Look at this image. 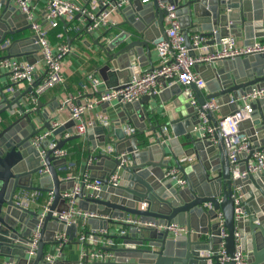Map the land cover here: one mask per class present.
I'll list each match as a JSON object with an SVG mask.
<instances>
[{
	"label": "water",
	"instance_id": "obj_1",
	"mask_svg": "<svg viewBox=\"0 0 264 264\" xmlns=\"http://www.w3.org/2000/svg\"><path fill=\"white\" fill-rule=\"evenodd\" d=\"M162 4L178 6L177 16L189 48L192 33L207 39L201 47H211L210 53L228 36L242 40L243 46L264 40V0H127L119 11L123 17L118 26L121 33L96 42L104 57L100 71L122 80L119 87L129 83L133 65L143 68L153 64L152 47L166 39L168 11ZM31 28L27 16L7 2L0 12V53L9 51V55L0 56V61L26 57L28 63H36L33 54L41 49L37 37L15 38ZM82 31L91 35L85 28ZM8 37L13 41L2 48ZM68 45L71 48L72 40ZM191 55L197 52L191 51ZM198 67L204 73L208 95H203V89L195 84L168 86L164 78H160L163 90L158 95L122 104L116 126L105 130L93 123L81 136L74 134L76 122L70 120L53 134L62 137L68 131L71 136L59 141L52 150H47L49 141L40 143L39 148L32 143L36 135L51 130V113L55 111L53 107L47 109L39 98L36 103L31 100L42 80L36 79L24 92L14 91V84L0 83V118L4 119L0 127V264H50L44 259L48 253L46 247L57 243V233L65 231L70 242L77 239V224L65 227L52 213L69 210L61 193L76 183L75 179L62 180L58 167L66 165L67 160L54 153L80 138L91 146L89 161L92 163L87 169L93 179L103 181V187L100 192L85 196V184H82V191L76 196L78 208L95 215L88 220L91 226L99 224L94 230L108 231L110 226H120L112 236L116 247L105 248L113 257L98 264H220L218 251L223 240L217 220L219 212L223 214L228 232L224 239L227 254L235 255V233L239 232L249 264H264V172L250 174L245 179L233 178L215 113H208V119L216 128L215 134L202 136L196 132L201 124L199 112L207 101H216L223 118L238 109L243 97L264 87V54L216 60L195 66ZM187 89L197 100V107L191 105ZM173 98L175 107L166 111L169 122L163 123L159 110ZM152 100L161 103L152 107ZM252 108L250 118L239 125L241 135L249 139V152L243 155L247 156L245 162L250 161L256 150L264 151V98L254 102ZM40 123L43 125L38 127ZM126 124L134 125L138 133L127 135L123 129ZM163 126L170 127L171 139L159 137ZM139 136L149 138L139 142ZM180 137L185 140L182 144ZM181 145L183 150L179 152ZM107 146L113 147L112 153L104 152ZM40 151H46L47 175L40 173L43 169ZM180 154L195 157L196 162L185 166L179 162ZM119 167L121 184L114 187L109 185L108 179ZM173 168L179 170V179L186 180L184 187L166 177ZM244 169L242 164L240 170ZM22 190L54 192V202L44 219L40 220L39 210L17 204V193ZM234 195H243L238 206L243 215L238 220ZM143 204H146L145 209H142ZM129 219L137 223H126ZM171 224L186 226L195 233L173 237L163 229ZM38 226L41 239L37 256L28 259L29 239ZM72 263L79 264L78 261Z\"/></svg>",
	"mask_w": 264,
	"mask_h": 264
},
{
	"label": "built area",
	"instance_id": "obj_2",
	"mask_svg": "<svg viewBox=\"0 0 264 264\" xmlns=\"http://www.w3.org/2000/svg\"><path fill=\"white\" fill-rule=\"evenodd\" d=\"M15 6L21 11L22 14L27 16L29 24H31L34 35L37 37V43L40 45V55L42 65L45 69V77L41 83L34 89L35 96L33 100L36 101L40 96L46 94L50 90L65 83V77L63 74V61L65 56L71 51L68 44H62L54 46L49 38L48 32L50 29L57 28L62 22L73 21L76 15H80L85 22V29L91 35L100 30L101 28H112L116 25L112 16L115 13H119L120 9L124 6L127 0H90L88 5L82 6L72 0H11ZM148 0H144L146 2ZM2 4H0V8ZM163 8H166L168 15L166 16L167 31L166 39L156 45L159 63L158 66L151 70H143L138 65L132 67V77L128 84L123 87H114L107 92L99 93V87L102 84L99 78L90 76V88L94 93H99L92 97L85 103L77 102V97L69 95L65 99V107L70 110L71 120L76 122L74 127V134L85 135L87 129L93 125L92 122L86 120V114L92 111L97 105L102 103L111 104L118 101L120 104L134 103L140 101L147 95H158L162 90V85L159 81L160 78H164L168 86L178 84L181 86H189L195 84L198 88L204 89V79L196 72L194 68L197 65L205 63H212L216 60L222 59H235L241 56L264 54V40H257L250 46L240 45L238 39L234 36H228L221 39V44L214 53L204 54V48L201 47L202 42L207 39L201 37L199 33H192L190 35V42L192 47L187 45L186 36L181 28L179 18L177 16L176 4H162ZM43 10L44 15L41 19L37 17L36 11ZM10 44L6 41L2 46L7 47ZM191 51L197 52V55H191ZM0 68L9 72L12 84L27 83L30 86L36 80V70L38 68V62L30 64L27 61H22L17 58H5L0 61ZM86 89L88 86H84ZM191 98V105L197 107V100L194 98L193 93L186 90ZM264 98V87L260 90H254L251 94L243 97L238 109L226 117L219 119L218 128L220 129L224 144L226 146L228 157L231 165V172L234 179H245L250 174H258L264 172V151L256 150L250 161L245 162L247 156H243L249 152V139L245 135H241L239 129L240 123L250 118L253 108L252 105L258 99ZM203 111L199 112V118L201 124L196 128V132L202 136L214 135L216 128L212 125L208 119V113H215L218 111V105L214 99L207 101L202 106ZM1 121V119H0ZM102 124L105 127L110 128V120L101 119ZM59 122L51 123V130H44L40 134L36 135L32 139L34 146H40V143L49 141L47 150L55 148L59 141L69 138L71 135L68 133L62 139L54 136L53 132L61 127ZM124 132L127 135H134L137 133V129L134 126H123ZM160 138L171 139L169 127L163 126L161 131L158 132ZM105 153H112L113 147L108 146L104 150ZM43 169L41 174L47 175L49 169L44 162L46 151H40ZM54 155L60 159H66L68 156V150H57ZM192 160L188 157H180L179 162L186 164ZM245 165L244 171L240 170L241 165ZM71 168V166H69ZM179 170L177 168L171 169L166 177L170 178L176 185L184 187L186 185L185 179H179ZM75 179L76 183L70 190L63 191L61 196L66 200V203L70 206L67 212L53 211L52 216L60 224H64L65 227L77 224L78 228L83 227L79 234L78 240L82 244L81 260L79 264H84V261H91L98 264L104 262L113 257V254L104 248L91 251L89 248L90 243L96 242V237L100 235H107V231L104 233L87 232L85 226L89 219L95 218V215L83 211L77 206L76 196L82 191V184H85V196L92 194L93 192H100L103 187V181L101 179H93L88 172H84L82 175L75 177L72 174L63 178L64 181ZM108 183L111 186L117 187L121 184V167L118 171L112 173L109 176ZM23 191V190H22ZM17 193V204L30 209V204L39 200L42 193L34 191L30 193ZM243 195H234V201L236 205L235 213L238 220L243 211L238 206L241 204ZM55 199L53 191L47 193V199L45 205L40 213V220L44 219L50 207ZM39 208V207H38ZM146 208V204L142 205V209ZM218 222L220 223V231L223 242L221 248L218 251L220 256V264H227L235 262V264H249L248 257L242 247L240 240V233L236 232V252L232 257L227 254L225 249L224 239L228 236L226 227L224 226V217L221 212L218 213ZM126 223L136 224L137 220L129 219ZM164 230L169 231L173 237H185L192 235L195 232L189 230L186 226L179 224H171L164 226ZM41 227L38 226L36 231L30 236L29 249L27 250V258L34 259L37 256L39 248V241L41 239L40 233ZM121 233H124L122 231ZM69 236L65 231L59 232L56 235V250L57 252H48L44 259L50 264H54L58 260L63 258V248L69 243ZM106 246V245H105ZM15 264V263H6Z\"/></svg>",
	"mask_w": 264,
	"mask_h": 264
},
{
	"label": "crops",
	"instance_id": "obj_3",
	"mask_svg": "<svg viewBox=\"0 0 264 264\" xmlns=\"http://www.w3.org/2000/svg\"><path fill=\"white\" fill-rule=\"evenodd\" d=\"M4 1V4H3ZM10 1V5H15L13 1L11 0H0V4H2V7L0 8V12L4 9L5 5L7 2ZM73 2L86 6L90 2V0H72ZM37 17L41 19L44 15L43 10H38L36 11ZM18 16V15H17ZM112 19L115 21L116 25L112 28H101L98 31H95L92 35L87 34L85 31L83 32L82 29L85 28V22L83 21L82 17L80 15H76L71 22H62L61 25L57 28L50 29L48 32V38L50 42L54 46L62 45V44H68L69 40H72V46H71V51L65 56L64 61H63V74L65 77V83L63 85L57 86L56 88L50 90L46 94L42 95L39 97L42 103H44L49 109L50 107H53L55 109L54 112L51 113V121L53 122H59L62 124V126L66 123H68L71 120V113L70 110L65 107V99L69 95H73L77 97V102H82L85 103L88 100L92 99V97L96 95H100L99 93H105L109 91L111 88L120 86V83L122 80H119L115 77H111L106 74L102 73L100 70L101 66L103 65V55L99 50V47L97 46L96 42H104L107 38H111L116 34L121 33V30L119 29V24L122 23L123 17L119 13H115L112 16ZM20 23H22V20H20ZM67 25H66V24ZM108 35L106 36V34ZM30 35H34L32 30L22 32L20 34H17L15 38H25ZM263 40V39H259ZM8 41L11 43L13 41L12 37H8ZM238 42L240 45H243V41L238 39ZM10 45V44H9ZM8 45V46H9ZM3 48V47H2ZM6 48V47H5ZM153 56H152V65H148L147 67H143V70H150L152 66L157 67L159 63L158 59V53L156 49V45L153 47ZM211 47L207 46L204 48L203 52L204 54H210ZM16 52V51H14ZM9 55V51H3L0 53V56H7ZM34 60L38 62V68L36 70V79L42 80L45 77V69L44 66L42 65L41 61V55L40 52L34 53ZM20 59L22 61H27L26 57H13ZM194 72L198 73L202 78L203 76V71L201 70L200 67L197 69H193ZM93 75L96 78H99L101 81V85L99 87V93H94L92 88H90V82L89 78L90 76ZM0 76L2 78L0 79V83L2 85H11V79L9 72L5 71L4 69L0 68ZM163 88V83L160 82ZM15 85V84H14ZM88 86L86 89L84 86ZM29 84L27 83H21L17 84L14 87V91L16 90H21L22 92L26 91L29 88ZM203 95H208L209 92L204 88L203 90ZM33 103H36V101L31 99ZM175 98L171 99L168 103L165 104V109L162 108L159 110L160 113V118L163 123L169 122V118L166 115V111L174 109V104L173 101ZM161 101L159 100L158 102H155L152 100L150 102V105L152 107H157ZM36 104L33 105L35 107ZM121 107L122 104H120L118 101H115L108 106H105L104 103L97 105L92 111L88 112L86 114V120L90 121L92 123H97L98 126L103 127L105 130L108 129V127H105L101 119H106L110 120V123L112 126H116L117 123L119 122V113L121 112ZM215 116L220 119L221 115L217 111L215 112ZM5 119L7 118V115H4ZM175 118L178 117V114L174 115ZM0 127L4 124V119L0 118ZM43 124L40 123L37 126L41 127ZM127 126H130L127 124ZM134 126V125H131ZM135 127V126H134ZM136 128V127H135ZM137 129V128H136ZM91 130H94L91 128ZM170 134L171 129L169 127ZM138 133V129H137ZM68 134V131L63 133L62 137ZM94 138H96V135L94 134ZM61 136H57V138L62 139ZM149 137H141L139 136V142L142 140H147ZM113 140H116L115 136H112ZM181 144L185 142L183 137L179 138ZM108 147V146H107ZM182 145L179 147L178 151L181 152L183 149L181 148ZM90 148L88 142L84 138L76 139L71 142H68L64 149L70 150L71 152L69 153V158L67 159V162L70 161V158H72V162L70 163L71 166V172L75 177H78L82 175L84 172H88L91 175V172L87 169V166L92 163V161H89V155H90ZM180 157H186L184 154H180L178 156V159ZM192 161L188 162L186 164H183L185 166H188L190 164H193L196 162L195 157L190 158ZM174 162V161H173ZM64 165H60L58 167V172L62 171V167ZM62 180L64 176H61ZM36 183V182H35ZM38 186V183H36ZM32 193L34 191H22V193ZM41 198L33 203L30 204L31 209L35 210H42L46 199H47V193L46 192H41ZM78 206V205H77ZM39 207V208H38ZM99 224H95L91 226L90 224H86L84 227L87 232H96V233H102L106 232L104 230H94V226H97ZM122 228V227H121ZM83 227L80 226L78 228V235L77 239L75 242H70L67 243L64 248H63V254L64 258L63 261L60 259L62 262L60 264H73L72 262L78 261L82 262L81 260V252H82V244H80L78 237L80 232L82 231ZM117 229H120V226H110L108 229V233L106 236H109L107 240L103 237H98L95 243H90L89 248L91 251H95L100 248H113L116 247V241L113 239L112 236H114L117 232ZM106 245V246H105ZM47 252H57L56 246L55 245H49L46 247ZM58 260V261H60ZM84 264H96L95 262L91 261H84Z\"/></svg>",
	"mask_w": 264,
	"mask_h": 264
},
{
	"label": "trees",
	"instance_id": "obj_4",
	"mask_svg": "<svg viewBox=\"0 0 264 264\" xmlns=\"http://www.w3.org/2000/svg\"><path fill=\"white\" fill-rule=\"evenodd\" d=\"M70 152H71V151L68 150V156L66 157V160L69 158V153H70ZM72 160H73V159L70 158V161L67 162L66 165H64V166L61 168L62 171L59 172V174H60L61 176H64V178L67 177L68 175H70V172H71V169H72V168H69V166H70V163L72 162ZM99 237H103V238H105V240L108 239V237H107L106 235H100Z\"/></svg>",
	"mask_w": 264,
	"mask_h": 264
}]
</instances>
